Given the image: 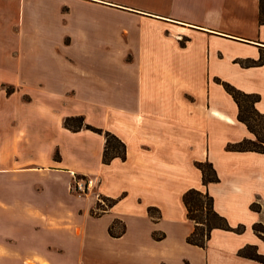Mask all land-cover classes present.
Masks as SVG:
<instances>
[{
	"label": "crops",
	"instance_id": "crops-1",
	"mask_svg": "<svg viewBox=\"0 0 264 264\" xmlns=\"http://www.w3.org/2000/svg\"><path fill=\"white\" fill-rule=\"evenodd\" d=\"M223 82L264 115L259 0H0V264H262L239 250L264 255V151L226 148L255 135ZM72 116L125 159L103 163V133L68 129ZM191 188L243 231L186 242ZM97 195L116 202L93 215Z\"/></svg>",
	"mask_w": 264,
	"mask_h": 264
},
{
	"label": "trees",
	"instance_id": "trees-1",
	"mask_svg": "<svg viewBox=\"0 0 264 264\" xmlns=\"http://www.w3.org/2000/svg\"><path fill=\"white\" fill-rule=\"evenodd\" d=\"M259 3L260 23H264V0H259ZM256 62L257 61L249 60L244 64L252 65ZM223 86L238 105V120L243 122L247 129L255 135L254 140L245 138L239 142L227 144L226 148L228 150H250L263 152L264 115L259 113L254 107V103L259 99V96L256 94L241 92L225 82H223ZM64 126L73 131L86 128L98 133H103L105 137V144L102 153L103 163H109L115 157H119L122 160L125 159V145L120 139L108 131H103L101 128L84 123L81 116L65 118ZM55 156L58 157L57 154ZM195 165L201 172L202 183L204 185H207L210 182L218 181L216 171L210 162H196ZM182 200L187 210V218L191 220L194 225L192 232L186 237V242L192 245L205 247L213 228H222L238 233L243 231V225H238L237 227L232 228L227 224L226 219L215 211L213 207V198L207 191H200L194 188L188 189L184 192ZM115 202L116 199L99 195L91 213L93 215L102 214L106 212ZM250 208L255 211H260L261 206L258 202H253L251 203ZM152 209L153 208H149V213L152 212ZM116 226H119L118 228H120V232L114 229ZM124 230V224L118 220H114L108 227V233L113 237L119 236L124 232ZM253 230L261 239L264 240V224L255 223L253 225ZM239 255L254 259L264 264V255L258 253L255 246L247 245L243 247L239 250Z\"/></svg>",
	"mask_w": 264,
	"mask_h": 264
},
{
	"label": "built area",
	"instance_id": "built-area-1",
	"mask_svg": "<svg viewBox=\"0 0 264 264\" xmlns=\"http://www.w3.org/2000/svg\"><path fill=\"white\" fill-rule=\"evenodd\" d=\"M73 177L72 190L78 194L89 191V188L94 185V180L91 177L77 178L75 175Z\"/></svg>",
	"mask_w": 264,
	"mask_h": 264
},
{
	"label": "rangeland",
	"instance_id": "rangeland-1",
	"mask_svg": "<svg viewBox=\"0 0 264 264\" xmlns=\"http://www.w3.org/2000/svg\"><path fill=\"white\" fill-rule=\"evenodd\" d=\"M75 175V174H74ZM77 178H82V177H79V176H77V175H75ZM83 178H86V177H83ZM73 180H74V178H73ZM72 184H73V181H72ZM72 184H71V189H72ZM94 186V185H93ZM93 186L92 187H90L89 188V191H87V192H85V193H88V192H90L91 191V189L93 188ZM73 191V190H72ZM85 193H83V194H85ZM98 197H99V195H97V199H98Z\"/></svg>",
	"mask_w": 264,
	"mask_h": 264
},
{
	"label": "bare ground",
	"instance_id": "bare-ground-1",
	"mask_svg": "<svg viewBox=\"0 0 264 264\" xmlns=\"http://www.w3.org/2000/svg\"><path fill=\"white\" fill-rule=\"evenodd\" d=\"M230 121V120H229Z\"/></svg>",
	"mask_w": 264,
	"mask_h": 264
}]
</instances>
